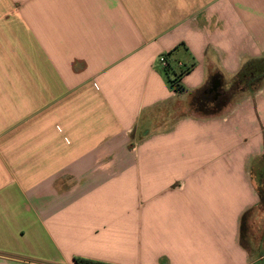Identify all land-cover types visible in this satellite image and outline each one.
I'll list each match as a JSON object with an SVG mask.
<instances>
[{
	"label": "crops",
	"instance_id": "1",
	"mask_svg": "<svg viewBox=\"0 0 264 264\" xmlns=\"http://www.w3.org/2000/svg\"><path fill=\"white\" fill-rule=\"evenodd\" d=\"M260 59L264 0H0V264H264Z\"/></svg>",
	"mask_w": 264,
	"mask_h": 264
},
{
	"label": "trees",
	"instance_id": "2",
	"mask_svg": "<svg viewBox=\"0 0 264 264\" xmlns=\"http://www.w3.org/2000/svg\"><path fill=\"white\" fill-rule=\"evenodd\" d=\"M167 67V66H166ZM165 67V68H166ZM164 68V70H166ZM167 74V71H165ZM179 77H175L173 80H168L170 85L174 88L176 92H181L183 90L182 86L179 84ZM212 82H217V79H212ZM264 83V59L252 60L247 62L238 74L231 80L229 84V92L232 95H236L245 91H254L261 87ZM211 86L203 91L192 94L191 107L194 110H201L208 100L213 98V93H209ZM207 102L206 107H211ZM213 107V106H212ZM215 108V107H213ZM260 204H264V183L259 190ZM75 264H106L99 261L76 258L74 260Z\"/></svg>",
	"mask_w": 264,
	"mask_h": 264
},
{
	"label": "built area",
	"instance_id": "3",
	"mask_svg": "<svg viewBox=\"0 0 264 264\" xmlns=\"http://www.w3.org/2000/svg\"><path fill=\"white\" fill-rule=\"evenodd\" d=\"M158 62L164 68L167 66V62H166L165 56H160L159 59H158Z\"/></svg>",
	"mask_w": 264,
	"mask_h": 264
},
{
	"label": "rangeland",
	"instance_id": "4",
	"mask_svg": "<svg viewBox=\"0 0 264 264\" xmlns=\"http://www.w3.org/2000/svg\"><path fill=\"white\" fill-rule=\"evenodd\" d=\"M261 206L264 207V204H261ZM261 209H262V213H260L261 214V225H264V208H261ZM262 228H264V226H262Z\"/></svg>",
	"mask_w": 264,
	"mask_h": 264
},
{
	"label": "water",
	"instance_id": "5",
	"mask_svg": "<svg viewBox=\"0 0 264 264\" xmlns=\"http://www.w3.org/2000/svg\"><path fill=\"white\" fill-rule=\"evenodd\" d=\"M219 87V84H217L216 82L212 84V89L216 90Z\"/></svg>",
	"mask_w": 264,
	"mask_h": 264
}]
</instances>
